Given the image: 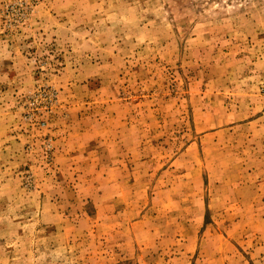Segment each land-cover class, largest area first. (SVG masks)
Here are the masks:
<instances>
[{
    "label": "rangeland",
    "instance_id": "obj_1",
    "mask_svg": "<svg viewBox=\"0 0 264 264\" xmlns=\"http://www.w3.org/2000/svg\"><path fill=\"white\" fill-rule=\"evenodd\" d=\"M0 264H264V0H0Z\"/></svg>",
    "mask_w": 264,
    "mask_h": 264
}]
</instances>
